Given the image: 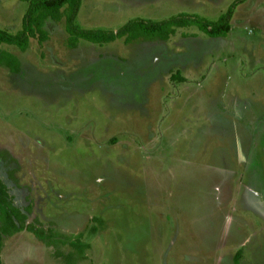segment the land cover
I'll return each mask as SVG.
<instances>
[{
	"label": "rangeland",
	"instance_id": "1",
	"mask_svg": "<svg viewBox=\"0 0 264 264\" xmlns=\"http://www.w3.org/2000/svg\"><path fill=\"white\" fill-rule=\"evenodd\" d=\"M235 1L83 0L76 22L217 20ZM27 8L0 0V27L20 30ZM65 22L3 45L21 68L0 65V176L60 243L7 235L4 264H65L55 251L79 233L89 247L70 264H264V0L240 3L221 37L72 48Z\"/></svg>",
	"mask_w": 264,
	"mask_h": 264
},
{
	"label": "trees",
	"instance_id": "2",
	"mask_svg": "<svg viewBox=\"0 0 264 264\" xmlns=\"http://www.w3.org/2000/svg\"><path fill=\"white\" fill-rule=\"evenodd\" d=\"M28 3V8L23 16L22 28L11 32L0 27V65L8 67L12 72L19 71L21 62L14 53L5 49L4 44L15 45L22 51L27 50L30 38L37 37L40 43L48 39L45 28L46 21L50 18L60 22L65 18L66 31L69 34V45L78 46L80 39L95 43H106L123 38L126 43L134 41L168 40L176 34L178 28L198 27L211 37L227 35L232 27V19L237 6L245 0H236L226 12L217 20H210L198 15L181 13L163 20L133 18L119 29L108 30L103 28L86 29L81 27L76 18L83 0H23ZM175 79L185 80V77L173 74ZM0 157H5V152L0 151ZM32 213V205L22 208L15 203L10 189L0 176V264H4L1 256L4 239L7 235H14L23 230H28L44 241L47 245L58 247L60 245L56 232L45 228L38 218L28 221ZM82 233L70 241L72 249L68 252L55 251V256L65 264L85 258V249L89 244L82 240ZM65 243V242H62ZM69 243V242H68Z\"/></svg>",
	"mask_w": 264,
	"mask_h": 264
}]
</instances>
